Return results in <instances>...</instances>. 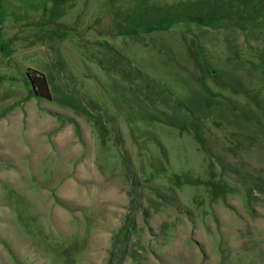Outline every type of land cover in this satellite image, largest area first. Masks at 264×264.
<instances>
[{
	"label": "rangeland",
	"instance_id": "374dc122",
	"mask_svg": "<svg viewBox=\"0 0 264 264\" xmlns=\"http://www.w3.org/2000/svg\"><path fill=\"white\" fill-rule=\"evenodd\" d=\"M0 264H264V0H0Z\"/></svg>",
	"mask_w": 264,
	"mask_h": 264
},
{
	"label": "trees",
	"instance_id": "16d2710c",
	"mask_svg": "<svg viewBox=\"0 0 264 264\" xmlns=\"http://www.w3.org/2000/svg\"><path fill=\"white\" fill-rule=\"evenodd\" d=\"M36 75H32L30 72L27 73L30 82L36 90V95L41 98L50 99L49 89L43 74L33 71Z\"/></svg>",
	"mask_w": 264,
	"mask_h": 264
}]
</instances>
